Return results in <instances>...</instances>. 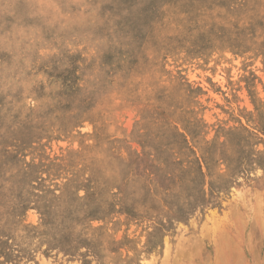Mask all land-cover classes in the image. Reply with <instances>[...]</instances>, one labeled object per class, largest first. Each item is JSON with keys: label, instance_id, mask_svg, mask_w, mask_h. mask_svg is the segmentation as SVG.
Returning a JSON list of instances; mask_svg holds the SVG:
<instances>
[{"label": "rangeland", "instance_id": "obj_1", "mask_svg": "<svg viewBox=\"0 0 264 264\" xmlns=\"http://www.w3.org/2000/svg\"><path fill=\"white\" fill-rule=\"evenodd\" d=\"M0 264H264V0H0Z\"/></svg>", "mask_w": 264, "mask_h": 264}, {"label": "bare ground", "instance_id": "obj_2", "mask_svg": "<svg viewBox=\"0 0 264 264\" xmlns=\"http://www.w3.org/2000/svg\"><path fill=\"white\" fill-rule=\"evenodd\" d=\"M220 250V249H219Z\"/></svg>", "mask_w": 264, "mask_h": 264}]
</instances>
